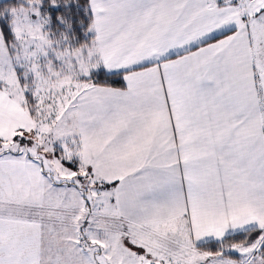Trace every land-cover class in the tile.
<instances>
[{
  "label": "snow or ice",
  "instance_id": "1",
  "mask_svg": "<svg viewBox=\"0 0 264 264\" xmlns=\"http://www.w3.org/2000/svg\"><path fill=\"white\" fill-rule=\"evenodd\" d=\"M0 264H264V0H0Z\"/></svg>",
  "mask_w": 264,
  "mask_h": 264
}]
</instances>
